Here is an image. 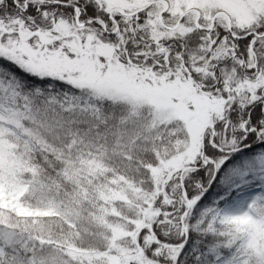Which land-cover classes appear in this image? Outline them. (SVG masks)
<instances>
[{"label": "snow or ice", "instance_id": "6c2138e0", "mask_svg": "<svg viewBox=\"0 0 264 264\" xmlns=\"http://www.w3.org/2000/svg\"><path fill=\"white\" fill-rule=\"evenodd\" d=\"M0 264H264V0H0Z\"/></svg>", "mask_w": 264, "mask_h": 264}]
</instances>
